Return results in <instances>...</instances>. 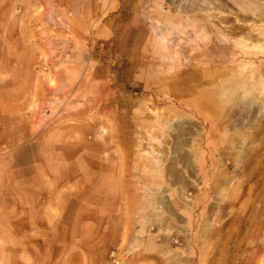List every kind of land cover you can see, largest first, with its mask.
<instances>
[{"label":"rangeland","instance_id":"obj_1","mask_svg":"<svg viewBox=\"0 0 264 264\" xmlns=\"http://www.w3.org/2000/svg\"><path fill=\"white\" fill-rule=\"evenodd\" d=\"M1 78L41 141L13 264H264V0H0Z\"/></svg>","mask_w":264,"mask_h":264},{"label":"crops","instance_id":"obj_2","mask_svg":"<svg viewBox=\"0 0 264 264\" xmlns=\"http://www.w3.org/2000/svg\"><path fill=\"white\" fill-rule=\"evenodd\" d=\"M30 102L22 80L0 79V264H13L15 215L24 209L45 215L39 204L44 194L35 190L41 179L39 155L26 164L18 161L25 148L35 145L38 150L41 142L40 129L26 113ZM29 169L34 173L28 174Z\"/></svg>","mask_w":264,"mask_h":264}]
</instances>
